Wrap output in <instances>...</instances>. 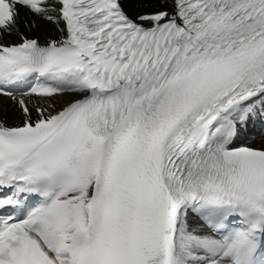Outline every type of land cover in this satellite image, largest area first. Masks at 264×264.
I'll return each mask as SVG.
<instances>
[{"label":"snow or ice","instance_id":"6c2138e0","mask_svg":"<svg viewBox=\"0 0 264 264\" xmlns=\"http://www.w3.org/2000/svg\"><path fill=\"white\" fill-rule=\"evenodd\" d=\"M132 2L0 0V264H264V0Z\"/></svg>","mask_w":264,"mask_h":264},{"label":"bare ground","instance_id":"6f19581e","mask_svg":"<svg viewBox=\"0 0 264 264\" xmlns=\"http://www.w3.org/2000/svg\"><path fill=\"white\" fill-rule=\"evenodd\" d=\"M122 3L125 4L126 10L130 13L133 11L134 4L132 0H122ZM24 16L30 17L35 22V27H32L31 19L26 18L23 21H20L21 27L27 32L31 34H35L40 39H48L55 38L61 35V32L56 27V25L44 20L41 17L28 15L24 13ZM61 27L63 25L61 24ZM67 100V96H58L55 99H52L50 102L57 105L58 103L65 102ZM0 113L8 120H14L20 117L21 113L19 109L15 106V104L7 98L0 97ZM256 143L264 145V137H260L259 140H255Z\"/></svg>","mask_w":264,"mask_h":264}]
</instances>
